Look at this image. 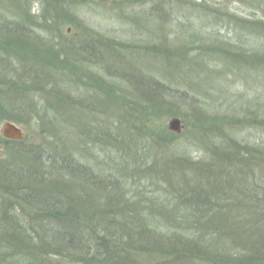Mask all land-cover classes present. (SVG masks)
Listing matches in <instances>:
<instances>
[{"label": "rangeland", "instance_id": "374dc122", "mask_svg": "<svg viewBox=\"0 0 264 264\" xmlns=\"http://www.w3.org/2000/svg\"><path fill=\"white\" fill-rule=\"evenodd\" d=\"M0 18H26L33 33L45 38L41 46L57 47L43 84L18 85L30 92L29 111L16 123L26 133L21 142L41 153L47 173L55 157L96 164L129 178V188L139 190L132 209L140 211L137 202L146 207V198H153L146 173L164 168L158 158L179 151L196 159L186 164L197 167L211 148L219 154L229 150L231 140L242 137L264 145V0H0ZM6 40L0 34V55L16 64ZM36 46L30 52L40 49ZM66 58L82 66L77 71L63 62ZM29 65L24 72L38 68ZM11 71L0 76L2 90L19 80L20 73ZM93 78L98 84H92ZM148 83L153 97L144 93ZM51 89L78 107H67L63 118L49 125L46 117L55 116L41 90ZM197 117L204 121L202 133ZM174 118L181 119L180 132L170 128ZM96 130L104 139L89 135ZM149 139L154 145H146ZM14 146L6 151L0 145V159L14 160ZM145 146L153 148L155 160L148 161ZM0 197L3 203L2 190ZM169 204L165 209L175 210ZM4 223L0 215V239ZM157 229V234L162 231ZM0 251L8 253L4 244ZM149 258L158 256H139L143 263L153 261Z\"/></svg>", "mask_w": 264, "mask_h": 264}, {"label": "trees", "instance_id": "16d2710c", "mask_svg": "<svg viewBox=\"0 0 264 264\" xmlns=\"http://www.w3.org/2000/svg\"><path fill=\"white\" fill-rule=\"evenodd\" d=\"M0 32H6L0 34L7 36L8 54L16 57L14 64L0 55V76H7V70L20 73L19 80L7 85L11 88H0V124L20 123L22 114L29 111L30 92L18 85L43 84L57 47L47 48L46 42L41 46L40 39L45 38L33 33L26 18H0ZM37 44L46 53L40 49L30 52ZM66 59L63 62L77 66V71L82 66ZM26 63L38 68L24 72ZM98 82L93 78V85ZM152 88L146 85L147 97L155 96ZM41 92L49 99L50 115L55 116L46 117L50 123L45 124L62 119L67 107H78L52 89ZM197 120L202 122L197 126L202 133L203 118ZM89 135L104 139L98 130ZM235 140L220 154L211 148L212 153L198 160L203 165L206 162L204 166L187 165L196 159L179 151V156L158 158L164 168L146 173L152 178L148 188L154 199L146 198L150 202L146 207L137 202L141 208L136 211L133 200L139 190L129 188V178L106 173L96 164L85 165L69 155L63 160L52 158L47 173L41 168L44 158L40 152L0 135L4 148L12 142L16 145L11 152L14 160L0 159V189L5 199L0 203L5 221L0 245L8 251H0V264H264V145L242 137ZM151 144L149 139L146 145ZM124 145L128 147L129 142ZM112 148L118 150V145ZM144 150L148 161L155 160L153 148L145 146ZM184 156L188 159L183 162ZM45 173L53 174L51 180ZM169 203L175 210L165 209ZM157 228H162L158 234ZM146 253L158 258L143 263L139 256Z\"/></svg>", "mask_w": 264, "mask_h": 264}, {"label": "water", "instance_id": "95a60500", "mask_svg": "<svg viewBox=\"0 0 264 264\" xmlns=\"http://www.w3.org/2000/svg\"><path fill=\"white\" fill-rule=\"evenodd\" d=\"M170 128L176 132L182 129V122L180 118H174L170 121ZM3 137L9 140L22 141L26 138L24 130L15 122L7 121L1 127Z\"/></svg>", "mask_w": 264, "mask_h": 264}]
</instances>
